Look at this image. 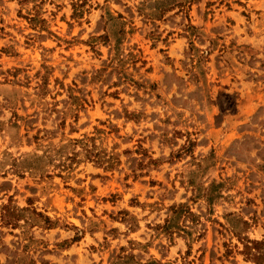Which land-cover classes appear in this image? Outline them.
Instances as JSON below:
<instances>
[{"label": "rangeland", "instance_id": "obj_1", "mask_svg": "<svg viewBox=\"0 0 264 264\" xmlns=\"http://www.w3.org/2000/svg\"><path fill=\"white\" fill-rule=\"evenodd\" d=\"M0 264H264V0H0Z\"/></svg>", "mask_w": 264, "mask_h": 264}]
</instances>
